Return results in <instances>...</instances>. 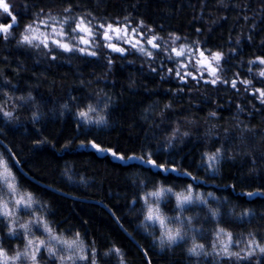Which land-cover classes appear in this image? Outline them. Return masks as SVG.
I'll return each instance as SVG.
<instances>
[{"label": "trees", "instance_id": "16d2710c", "mask_svg": "<svg viewBox=\"0 0 264 264\" xmlns=\"http://www.w3.org/2000/svg\"><path fill=\"white\" fill-rule=\"evenodd\" d=\"M69 6L97 23L143 21L142 30L164 42L175 34L182 45L222 52L220 76L231 81L239 74L252 84L247 91L239 82L236 89L193 79L180 84L164 56L129 52L110 55L111 63L102 53L39 58L18 44L26 25ZM13 13L12 37L0 39V107L12 113L9 119L0 112V141L25 173L10 159L16 182L46 205L34 214L67 239L79 233L97 264H264L260 253L236 262L207 256L219 229L234 242L251 233L264 246V104L252 94L264 89V78L249 63L264 58V0H15ZM88 104L97 107L93 119L103 116L104 123L81 121L78 113ZM217 149L221 156L210 166L207 157ZM0 153L10 157L1 145ZM189 186L206 204L181 209L166 194L162 211L184 219L187 235L161 247L159 230L142 223L144 197L160 188L186 195ZM17 217V225L32 219L24 211ZM8 224L0 222L1 244L21 251L17 234L27 236L21 229L10 236ZM194 243L207 254L191 255Z\"/></svg>", "mask_w": 264, "mask_h": 264}, {"label": "snow or ice", "instance_id": "6c2138e0", "mask_svg": "<svg viewBox=\"0 0 264 264\" xmlns=\"http://www.w3.org/2000/svg\"><path fill=\"white\" fill-rule=\"evenodd\" d=\"M12 5L9 0H0V12L7 14L11 17V23L4 25L0 24V39L7 41L12 37L11 29L18 23L16 16L12 12ZM43 12V10H41ZM65 13H71V7L64 9ZM246 20L248 17H244ZM127 21V17H125ZM43 26V27H41ZM144 28L143 21H140L138 27H132L125 22L123 25L119 23H99L94 25L87 15L76 17L74 15H67L62 18L56 16H48L46 19L37 18L32 24L26 25L24 32L21 34L18 44L22 46H28L30 48H43L48 50V53H52L55 49L62 50L63 52L74 53L78 52L81 55L95 57L98 55V49L106 47L111 52L125 55L131 50H135L143 56L152 59L154 52L145 45L150 46L151 49L157 51H168V49H162L160 41L163 40L153 34L150 38ZM151 28L148 32H152ZM199 31V29L197 30ZM171 43L175 45L176 41L181 38L178 35L170 34ZM123 45H127L124 47ZM207 51V55H205ZM171 53H174L176 58H186V61L179 60L178 68H168V73H174L181 82L186 83V77H191L193 80H203L204 83L217 84L230 83L233 89L237 88V83H242L246 86H251L252 81L249 79L239 80V74H236V78L231 81L222 78L218 73L220 71V62L223 59L222 52H211L210 50H199L198 47L194 48L192 45H180L174 46L170 49ZM198 53V55H197ZM52 59H56L55 55H52ZM172 59V56H168ZM109 63H111V57H108ZM250 64H259L264 66V58L257 57L255 60L249 61ZM191 66L193 71H186ZM152 71H156V68H152ZM252 69L249 68V72ZM205 73L208 75V79H205ZM258 76L264 78V68L258 72ZM247 91V87L245 89ZM262 104H264V89L254 88L252 94L256 95ZM108 106L105 102L104 107ZM97 107L92 104H88L84 110H81L78 115L83 123H104V117L100 116L98 119H93L92 114L96 113ZM4 117L12 118V113L9 111H3L0 107ZM179 129H175L172 134V138H175ZM187 135V133H184ZM91 146L98 151H107L101 149L96 143H92ZM116 157V153H112ZM221 156V149H217L211 155H208V161L210 166H213L215 162ZM124 159L123 156L119 157ZM10 159L13 157L5 156L4 153H0V222L8 220L9 224L5 225L9 228V235L15 236L18 229L23 230V234L29 239L25 245L23 251H16L14 255H9L8 251L0 245V264H27L31 261V264H41L42 256L41 252L46 251L49 258L58 259L60 264H78V262H87V264H97L95 251H86L84 242L80 238L79 233L75 234L72 239L65 238L62 234H56L51 223L45 219L43 215H35L36 211H42L46 208L39 199L31 192L24 191L16 182V177L12 172V165ZM131 159V157H129ZM154 167H163L156 165L155 161L150 158L147 161ZM18 163V162H17ZM168 169H165L167 171ZM174 170V169H173ZM184 193H174L171 188H160L147 193L144 197V203L146 208V214L144 215L145 226H151L154 230H159L160 245L163 247L165 244L172 245L184 239L187 235L185 231V220L180 216H168L164 213L160 207V201L166 194H172L176 199L177 208H184L185 205H191L197 201L205 203L202 197L193 195L191 186ZM252 196L253 193H248ZM36 205H40L37 209ZM24 211L25 214L32 215V219L27 223L16 224L18 219L17 213ZM213 216L217 215L214 210L210 209ZM247 215V213H245ZM191 224V217L187 218V225ZM42 231L46 234V239H35V231ZM221 234L227 235V243L221 241V253L226 258H235L236 261L250 260L258 250L264 254V246L256 240V238L250 233V239L247 241L245 248L240 251H230L235 243L239 246V241H233L231 233H225L224 229H219L217 233V240L219 241ZM55 242V243H53ZM57 245L59 247H57ZM213 249L217 247L216 243L212 245ZM204 245L195 244L188 249L191 255L199 256L203 253ZM118 255L119 249H112ZM243 253V254H242ZM207 254V253H203Z\"/></svg>", "mask_w": 264, "mask_h": 264}, {"label": "rangeland", "instance_id": "374dc122", "mask_svg": "<svg viewBox=\"0 0 264 264\" xmlns=\"http://www.w3.org/2000/svg\"><path fill=\"white\" fill-rule=\"evenodd\" d=\"M14 1L15 0H9V3L12 5V12H13V4H14ZM14 14V13H13ZM67 15H74V16H76V17H80V15H78V14H74V13H65V12H62V13H57V14H53V13H51V14H47V15H45V16H42L41 17V19H46L48 16H56V17H58V18H62V17H64V16H67ZM7 19H10L11 20V17H9L7 14H5V13H2V12H0V22H4L5 20H7ZM10 23H11V21H10ZM92 23L94 24V25H96V24H99V23H97L96 21L94 22V21H92ZM9 24V23H8ZM5 25V24H4ZM120 25H122V24H120ZM15 26H17V24L15 25ZM14 26V27H15ZM13 27V28H14ZM41 27H43V26H41ZM13 28L11 29V32L13 31ZM24 32V31H23ZM149 38L152 36V35H147ZM11 38V37H10ZM9 38V39H10ZM8 39V40H9ZM160 43H161V45H162V49H164V48H166V49H168V51H157V50H153V49H151L150 48V46H148V45H145L146 47H148L150 50H152L153 52H154V57L152 58V59H155V57L156 56H164L165 57V60H166V62L169 64V65H171L172 67H173V69L174 68H178L179 67V60H181V59H183V60H185L186 61V58H176L175 57V55H174V53H171L170 52V49H171V47H174V46H176V47H178V46H180V45H182L181 44V40H178V41H176V43H175V45H173L172 43H171V40L170 41H166V42H164V41H160ZM124 47H127V45H123ZM27 49H29V50H33L36 54H37V56L39 57V58H42V57H46V56H48V57H52V55H56L57 53H60V54H76V55H79V56H82V57H92V56H86V55H81L80 53H78V52H74V53H68V52H63L62 50H59V49H55L52 53H48V50H46V49H43V48H40V49H37V48H30V47H28V46H25ZM199 50H201L200 48H199ZM202 51V50H201ZM129 52H132V53H134V54H136V55H138L139 57L140 56H143V55H141L140 53H138V52H136L135 50H131V51H129ZM129 52H127V53H129ZM100 53H102V54H104L105 56H106V58L108 59V57L110 56V55H118L119 53H114V52H111L109 49H107L106 47H101L100 49H98V55L100 54ZM126 53V54H127ZM125 54V55H126ZM206 54V53H205ZM97 55V56H98ZM120 55V54H119ZM169 55H171L172 56V59H169L168 58V56ZM197 55H198V53H197ZM207 55V54H206ZM97 56H95V57H92V58H96ZM143 57H145V58H148V57H146V56H143ZM149 59V58H148ZM151 60V59H150ZM222 64H223V59L221 60V62H220V71H219V75H222L223 73V71H222ZM258 67L260 68H264V66H262V65H259L258 64ZM186 71H193L194 72V70L191 68V66L188 68V69H186ZM194 74H196L195 72H194ZM178 80H179V83L180 84H186L187 82H190V80H192V78L191 77H186V80H187V82L186 83H183V82H181L180 81V79L178 78V77H176ZM209 77H208V75H207V73H205V79H208ZM203 84H206V83H204L203 82V80H200ZM247 88H249V86H247ZM134 160H136L135 158H132V159H130V161H134ZM164 199V198H163ZM162 201V200H161ZM161 201H160V203H161ZM17 224V223H16ZM18 230H20V229H18ZM22 230V229H21ZM33 230L35 231V239H38V240H41V239H46V234H44L42 231H37V230H35V227H33ZM23 231V230H22ZM17 236L18 237H20L22 240H23V244H27V237H25L24 238V236H21L20 234H17ZM16 235H15V237H17ZM186 237H184V239H185ZM183 239V240H184ZM183 240H181V241H183ZM227 240H228V237H227V235H224V234H221V236H220V239H219V241L217 240V235H216V238H215V242L214 243H216L217 244V247L215 248V249H213L209 254H207V256H212V257H216V258H218L220 261H222V260H227V261H229V262H232V261H234V262H236V260H235V258L233 257L231 260L230 259H228V258H226L223 254H218V253H221V247H222V244H221V241L223 242V243H227ZM249 239H246V241H242V242H240L239 243V246H237L235 243H233V246H232V248L230 249V251H240L242 248H245V246H246V244H247V241H248ZM181 241H178L177 243H180ZM159 242H160V240H159ZM53 243H55V242H53ZM0 245H2L1 244V238H0ZM3 246V245H2ZM263 246V245H262ZM57 247H59L58 245H57ZM4 248V247H3ZM5 249V248H4ZM24 249V248H23ZM23 249H21V251H23ZM6 250V249H5ZM8 251V254L9 255H14L15 254V250L13 251H9V250H7ZM257 253H260L258 250L256 251V253H255V255H257ZM243 254V253H242ZM260 254H262V253H260ZM41 256H42V258H45V259H47V261L48 262H50V264L51 263H54V264H60V261L58 260V259H53V258H49V256H48V254H47V252L46 251H43L42 250V252H41ZM200 256V255H199ZM254 256V255H253ZM252 256V257H253ZM245 261H247V260H245ZM18 264H19V262H18ZM27 264H31V261H28L27 262ZM41 264H44L43 262H42V260H41ZM78 264H87V263H85V262H78Z\"/></svg>", "mask_w": 264, "mask_h": 264}, {"label": "water", "instance_id": "95a60500", "mask_svg": "<svg viewBox=\"0 0 264 264\" xmlns=\"http://www.w3.org/2000/svg\"><path fill=\"white\" fill-rule=\"evenodd\" d=\"M205 55H206V54H205ZM0 145H1L2 147H5V148H6L7 152H8L9 155H10V157H13V161L15 162L16 167L20 170V172H21L22 174L25 175V173H24V172L22 171V169L20 168L19 163H17L18 161H17L16 158H14V156L12 155L10 149H9L8 147H6V145H5L4 143H2L1 141H0ZM118 223H119V222H118Z\"/></svg>", "mask_w": 264, "mask_h": 264}]
</instances>
